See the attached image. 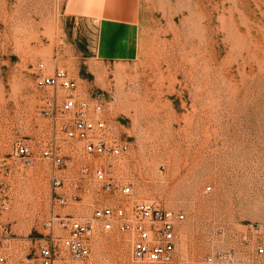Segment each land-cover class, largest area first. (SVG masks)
<instances>
[{
  "label": "rangeland",
  "instance_id": "1",
  "mask_svg": "<svg viewBox=\"0 0 264 264\" xmlns=\"http://www.w3.org/2000/svg\"><path fill=\"white\" fill-rule=\"evenodd\" d=\"M94 18L66 0H0V255L40 264L38 242L67 235L46 225L53 214L83 221L107 206L125 218L110 230L92 220L89 255L61 248L51 264H264V0H141L131 29ZM56 68L104 122L98 134L127 150L96 155L66 137L65 91L35 86ZM98 169L117 186L106 190ZM140 201L182 215L169 262L133 259L136 233L118 228Z\"/></svg>",
  "mask_w": 264,
  "mask_h": 264
},
{
  "label": "built area",
  "instance_id": "2",
  "mask_svg": "<svg viewBox=\"0 0 264 264\" xmlns=\"http://www.w3.org/2000/svg\"><path fill=\"white\" fill-rule=\"evenodd\" d=\"M35 86L38 89L61 87L65 91V98L61 108L63 111H72L73 119L70 125L65 127V135L69 139L77 138L85 141L84 148L88 153L96 155H119L127 150V145H117L108 142L98 132L104 129L103 121H92L88 118V103L86 101H77L75 95L76 82L68 77L67 72L62 68H56L53 73L46 75H37L35 77ZM56 98L49 102L53 103ZM100 109L99 105L96 107ZM45 114H50L45 110ZM14 154L16 156L27 157L29 155V146L24 139H18L14 143ZM55 164H61L62 157L54 156ZM6 168V163H0V172ZM96 178L103 182V187L109 190L117 186V183L105 178L101 169L95 173ZM53 187L56 189L61 185L58 176L52 177ZM130 191V188L124 187L123 193ZM54 204L62 206L66 202V197L62 193L54 192ZM4 184L0 180V212L5 209ZM114 217L125 218L122 208L101 207L93 211L92 218L83 221L76 220L71 216H61L53 214L46 225L51 229L56 225L61 231H67V235L55 234L50 232L41 239L37 245L38 259L40 264H51L52 260L59 253L61 248L66 249L76 258H85L89 255V250L85 244V238L89 236L93 229L92 220L99 221L105 230L113 227ZM182 215L171 210L165 209L152 201H140L134 205L133 218L135 220H122L118 228L120 231L133 230L136 237L132 245V257L135 260L147 262H169L173 258L175 249V222ZM259 253L263 252L258 248ZM219 257L227 255L219 254ZM213 257H206V261H212ZM0 264H7V259L0 255Z\"/></svg>",
  "mask_w": 264,
  "mask_h": 264
},
{
  "label": "crops",
  "instance_id": "3",
  "mask_svg": "<svg viewBox=\"0 0 264 264\" xmlns=\"http://www.w3.org/2000/svg\"><path fill=\"white\" fill-rule=\"evenodd\" d=\"M66 7L71 15L95 17L109 28L131 29L140 19L141 0H66Z\"/></svg>",
  "mask_w": 264,
  "mask_h": 264
},
{
  "label": "bare ground",
  "instance_id": "4",
  "mask_svg": "<svg viewBox=\"0 0 264 264\" xmlns=\"http://www.w3.org/2000/svg\"><path fill=\"white\" fill-rule=\"evenodd\" d=\"M97 111H99V110H97Z\"/></svg>",
  "mask_w": 264,
  "mask_h": 264
}]
</instances>
